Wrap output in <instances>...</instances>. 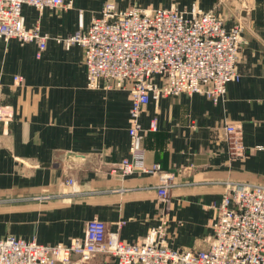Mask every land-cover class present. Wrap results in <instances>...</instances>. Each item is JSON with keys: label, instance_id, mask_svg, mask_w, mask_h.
Listing matches in <instances>:
<instances>
[{"label": "crops", "instance_id": "crops-1", "mask_svg": "<svg viewBox=\"0 0 264 264\" xmlns=\"http://www.w3.org/2000/svg\"><path fill=\"white\" fill-rule=\"evenodd\" d=\"M105 1L72 0L71 9L41 13L23 6L25 25L38 23L51 38L39 59L34 43L0 40V240L67 245L98 219L123 243L141 244L164 216L170 248L205 249L226 184L264 186V0H197L204 11L217 6L227 28L243 25L239 81L227 85L218 104L179 94L142 109L146 162L173 176L165 202L157 196V176L110 172L129 154L128 92L88 90L82 50L55 41L85 31ZM155 1L142 0L139 7L172 5ZM227 124L242 138L243 159L229 156ZM57 264L115 262L98 254Z\"/></svg>", "mask_w": 264, "mask_h": 264}, {"label": "built area", "instance_id": "built-area-1", "mask_svg": "<svg viewBox=\"0 0 264 264\" xmlns=\"http://www.w3.org/2000/svg\"><path fill=\"white\" fill-rule=\"evenodd\" d=\"M41 13L44 9L68 10L72 0H0V40L34 43L40 58L51 38L34 24L27 27L22 7ZM243 25L227 28L214 11H204L196 4L179 10L169 8H119L113 2L102 5L85 31L78 30L57 43L82 50L88 90L127 91L130 99L127 135L128 157L111 173L121 177L133 174L158 178L159 200L168 199L173 176L158 163L146 162L140 115L150 100L179 94H201L218 104L227 85L239 81L236 64L244 43ZM157 76L159 83L152 81ZM15 81H21L16 76ZM149 130H155L152 121ZM228 153L232 160L243 159L246 148L237 128H224ZM73 185V180L66 181ZM211 236L202 250L172 249L167 243L164 216L149 230L141 244H126L117 234L108 233L98 219L89 220L82 239L46 246L13 236L0 240V264H57L72 257L86 260L103 254L115 264H264V186L228 183Z\"/></svg>", "mask_w": 264, "mask_h": 264}, {"label": "rangeland", "instance_id": "rangeland-1", "mask_svg": "<svg viewBox=\"0 0 264 264\" xmlns=\"http://www.w3.org/2000/svg\"><path fill=\"white\" fill-rule=\"evenodd\" d=\"M124 1V4H126V5H129L130 4V6H137V7H139V4H141L140 2L142 1V0H123ZM151 1H154V0H151ZM156 1H158L159 3H161V6H164L162 3H171L172 5L171 6H169V7H175V8H177V9H179V10H184V9H186V8H179L178 6H177V4H184V3H193V4H199L198 3V1L197 0H156ZM155 1V2H156ZM106 2H113V3H115L117 6H118V4H117V0H106L104 3H106ZM152 5V7L150 8V9H156V8H164V7H160V6H155V5H153V4H151ZM141 8V7H140ZM207 11H214V12H216L217 14H219V12H218V7L217 6H213L211 9H208ZM220 15V14H219ZM221 16V18L223 19V17H222V15H220ZM224 22V21H223ZM235 23H238V21H235ZM234 25V24H233ZM232 25V26H233ZM243 33V32H242Z\"/></svg>", "mask_w": 264, "mask_h": 264}]
</instances>
